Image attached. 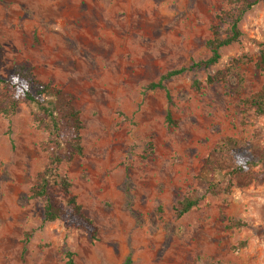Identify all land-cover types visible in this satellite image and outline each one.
Instances as JSON below:
<instances>
[{
  "label": "rangeland",
  "instance_id": "rangeland-1",
  "mask_svg": "<svg viewBox=\"0 0 264 264\" xmlns=\"http://www.w3.org/2000/svg\"><path fill=\"white\" fill-rule=\"evenodd\" d=\"M229 8L228 0H0V77L24 65L71 98L82 154L61 170L97 228L92 241L63 222L42 223L43 202L29 190L48 164L49 135L34 107L20 104L0 114V264H67V253L73 264H264V182L227 176L241 160L264 171V119L242 104L264 85L255 66L264 0L243 15L240 44L223 48L217 65L190 69L209 57L211 29ZM246 58L227 84L205 83ZM181 68L166 90L145 89ZM185 197L199 202L179 216Z\"/></svg>",
  "mask_w": 264,
  "mask_h": 264
},
{
  "label": "trees",
  "instance_id": "trees-1",
  "mask_svg": "<svg viewBox=\"0 0 264 264\" xmlns=\"http://www.w3.org/2000/svg\"><path fill=\"white\" fill-rule=\"evenodd\" d=\"M260 0H228L230 8L217 19L219 24L211 29V38L206 47L209 57L206 60L194 63L193 68H209L217 65L221 59L220 51L234 44H240L242 33L239 24L243 15ZM227 25V34L223 36L221 25ZM1 50V46H0ZM251 59H234L223 70L213 76H208L205 83L227 84L230 78L236 76L235 69L238 65ZM255 66L264 73V43ZM187 69L171 70L155 82L147 85V91L157 89L166 90L164 82L181 75ZM197 85V84H196ZM167 98L169 96L167 93ZM28 104L34 107L32 111L34 122L49 135L47 146L48 164L39 176L37 184L33 185L29 192L30 198L40 199L43 202L42 223L63 222L67 229H76L94 241L97 236V228L88 218L82 206L71 193V183L66 174L61 170L63 162L71 160L74 156L82 154L81 130L82 123L79 112L74 109L71 98L51 84L41 82L33 70L24 65L16 66L10 76L0 77V114L5 117L13 116L20 104ZM247 110H251L257 117L264 119V85L256 94L242 101ZM171 123L169 114L166 118ZM248 161H238L237 165L227 171L230 181L264 182V171L253 172ZM210 192H212L210 190ZM199 200L193 197H185L177 204V213L182 216L197 206ZM67 264H73L72 254L67 253Z\"/></svg>",
  "mask_w": 264,
  "mask_h": 264
}]
</instances>
